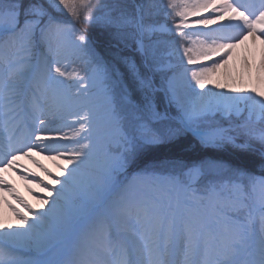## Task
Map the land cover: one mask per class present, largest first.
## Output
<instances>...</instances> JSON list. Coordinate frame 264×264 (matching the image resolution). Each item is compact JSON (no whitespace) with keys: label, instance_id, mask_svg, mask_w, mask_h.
I'll return each instance as SVG.
<instances>
[{"label":"snow or ice","instance_id":"obj_1","mask_svg":"<svg viewBox=\"0 0 264 264\" xmlns=\"http://www.w3.org/2000/svg\"><path fill=\"white\" fill-rule=\"evenodd\" d=\"M258 85L264 0H0V264H264Z\"/></svg>","mask_w":264,"mask_h":264},{"label":"rangeland","instance_id":"obj_2","mask_svg":"<svg viewBox=\"0 0 264 264\" xmlns=\"http://www.w3.org/2000/svg\"><path fill=\"white\" fill-rule=\"evenodd\" d=\"M81 27V26H80ZM91 35V33H90ZM247 50H251L257 58V61L259 59V53H260V45L259 42H257L255 45L252 44L251 39L245 42V44L240 45L236 52L234 53V56L232 60L229 61V65L235 70L236 67L239 65V57L241 55H244ZM223 71V70H222ZM218 82V78H213V84ZM244 87L251 88L254 85V82L249 81L247 78H245ZM261 88H264V85H258ZM41 161L42 164H44L54 175H59L60 169L57 167L59 163H61V160L53 161L51 159H48L46 154H42L37 157ZM21 165H23L26 169H30L32 173H36L39 176V179H43L45 183L49 181V177L35 164H33L30 160L27 158H23L20 162ZM24 169H21L20 171H23ZM5 177L16 187L19 194L26 199L34 209H39V198H42L45 193H41L39 187H37V181L33 180H25L21 178L19 171H8L4 173ZM29 189L32 191L30 192ZM39 197V198H38ZM11 202L13 204L16 203L14 199L9 197ZM4 209H8L7 206H3L0 211L3 213V219L6 222H10L12 224L16 223L15 217L12 215L11 211L8 209V213L4 212Z\"/></svg>","mask_w":264,"mask_h":264},{"label":"trees","instance_id":"obj_3","mask_svg":"<svg viewBox=\"0 0 264 264\" xmlns=\"http://www.w3.org/2000/svg\"><path fill=\"white\" fill-rule=\"evenodd\" d=\"M81 27L84 28L85 26L81 25ZM87 32L89 35L91 33L92 38L95 40V42L97 44L98 50H100L101 53L103 54V50H104V46H105L104 36L92 28H87ZM175 151H176V149L173 147L161 146V147H158L156 150L148 153L146 155V159L151 161L154 159L163 158L165 156L173 154Z\"/></svg>","mask_w":264,"mask_h":264},{"label":"bare ground","instance_id":"obj_4","mask_svg":"<svg viewBox=\"0 0 264 264\" xmlns=\"http://www.w3.org/2000/svg\"><path fill=\"white\" fill-rule=\"evenodd\" d=\"M222 71V70H221ZM10 199V198H9ZM4 212H6V213H8L9 211H8V209H4Z\"/></svg>","mask_w":264,"mask_h":264}]
</instances>
